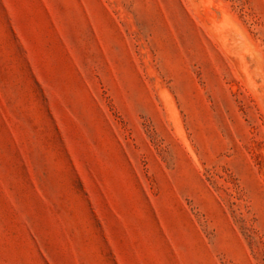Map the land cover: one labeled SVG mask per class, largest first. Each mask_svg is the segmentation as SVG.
Here are the masks:
<instances>
[{"label": "rangeland", "instance_id": "374dc122", "mask_svg": "<svg viewBox=\"0 0 264 264\" xmlns=\"http://www.w3.org/2000/svg\"><path fill=\"white\" fill-rule=\"evenodd\" d=\"M0 264H264V0H0Z\"/></svg>", "mask_w": 264, "mask_h": 264}]
</instances>
